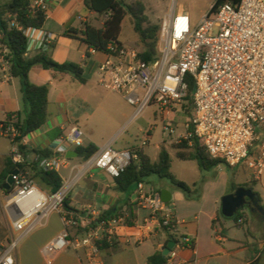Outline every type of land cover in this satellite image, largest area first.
I'll return each mask as SVG.
<instances>
[{
  "label": "built area",
  "instance_id": "built-area-1",
  "mask_svg": "<svg viewBox=\"0 0 264 264\" xmlns=\"http://www.w3.org/2000/svg\"><path fill=\"white\" fill-rule=\"evenodd\" d=\"M31 4L34 9L48 12L47 0H32ZM212 8L196 26L186 13L173 10L166 16L160 24L158 56L153 61H144L140 57L142 51L126 47L114 54H104V61L98 65L100 83L106 90L122 95L134 109L132 123L155 106L164 131L173 135L179 128L184 130L174 139L176 143L187 141L192 146L197 142L211 158L230 168L243 165L259 179L264 172V0L228 1L215 12ZM25 34L27 53L34 44L46 51L57 39L42 28H29ZM0 48L4 78L8 80L9 65L4 60L7 49ZM191 83L194 91L189 101ZM190 102L191 117L180 121L177 114L183 113ZM18 136L12 122L0 127V137H8L14 143ZM150 138L151 131L147 130L139 146L123 150L103 148L84 167L101 169L116 180L139 159V150L149 145ZM84 139V131L73 127L54 141L49 157L39 159L40 169L59 173L70 169L71 159L66 155L84 147ZM10 158L15 166L26 163L16 144ZM16 171L5 208L19 236L0 255V264H16L13 251L20 240L42 226L52 213L61 215L65 228L43 248V253L50 256L84 251L88 258L84 264H97L98 244L113 235L114 220H102L95 229L78 233L100 216L94 212L90 221L71 217L64 210L65 200L80 174L73 175L71 168L70 175L63 178L62 188L48 193L26 170ZM134 200L138 209L148 212L145 223L159 225L175 243L164 264H196V260L190 262L180 257L182 251L193 252L195 243L178 236L174 206L165 205L161 195L152 189L147 191L144 183L138 184ZM244 223V217L238 220L239 226Z\"/></svg>",
  "mask_w": 264,
  "mask_h": 264
},
{
  "label": "crops",
  "instance_id": "crops-1",
  "mask_svg": "<svg viewBox=\"0 0 264 264\" xmlns=\"http://www.w3.org/2000/svg\"><path fill=\"white\" fill-rule=\"evenodd\" d=\"M47 6V19L42 29L54 34L57 39L46 52L56 64L72 63L80 66L84 71L83 77L86 83L81 84L74 76L53 68L45 69L42 66H35L30 72L32 83L38 86H49L48 121L39 130L21 141V145L25 147L24 167L38 186L37 180L33 178L32 165L39 164L38 161L41 158L39 152L48 151L51 154L54 141L66 135L75 126L84 131L85 146L93 144L99 150L108 146L116 150L139 146L123 135L124 121L133 114L127 116L122 112L120 103L126 105L128 103L119 93L112 92L116 106L113 115L106 118L107 122L113 120L116 123L115 126H109L105 120L102 128L92 125V120L99 110L92 103L98 98L99 89H105L98 75V65L104 61L105 56L88 50L80 40L67 37L64 33L70 29L81 30L85 23L92 24V20L97 15L87 9L85 0H47ZM176 12L188 14L193 26L198 25L207 13H204L200 19H193L191 13L185 8ZM39 52L41 50L38 44H34L26 56L34 57ZM4 70V63L0 57V124L9 114L15 115V119L16 114L24 109L20 80L12 77L6 80ZM97 129H99L100 137L95 134ZM14 147L15 144L10 138L0 137V255L8 248L11 241L19 236L13 230L11 219L5 208L8 193L5 192L4 186L7 179L5 183L2 180L6 162L11 160L10 156ZM160 147H158L159 152ZM142 149L153 161L158 160L159 153L153 158L146 148ZM76 159L79 161H75ZM76 159L70 160V166L74 168L72 174H80V178L68 196L71 207L83 213L82 218L92 216L94 212L101 214L111 208L118 209L120 214L119 218L113 222L114 233L107 240L108 245L99 249L96 263L148 264L151 256L163 254L168 241L170 242L169 235L159 225L145 223L148 212L135 206L134 199L138 185L131 186L127 191H121L116 180L105 171L98 168L86 169L85 162L81 158ZM182 162L185 164L179 168L178 174L173 163L171 171L178 180L189 186H195L200 191L198 197L189 198L165 182H160L159 186L148 189L155 190L159 194L161 190L170 192V204L175 208L178 221V236L188 237L195 243L193 252L182 251L180 257L190 262L196 260V264H248L247 257L250 254V258L256 264H260L264 257V172L259 179H256L251 175L250 170L241 165L245 171V178L237 181L222 168L223 164L205 174L201 172L196 161ZM71 168L63 169L68 172L67 176L70 175ZM62 171L60 175L65 178ZM246 185L252 187V191L258 196L259 206H246L240 210L239 213L243 214L245 223L239 226L235 223L236 216L230 219L223 216L222 202L227 195L236 191L234 188ZM44 191L51 193L47 189ZM71 217L75 216L71 215ZM223 219L231 220L238 230L232 229L233 226L225 223ZM64 228L61 215L50 214L42 226L20 240L13 251L16 264L86 263L88 258L84 251L76 253L70 250L50 256L43 253V248L61 234Z\"/></svg>",
  "mask_w": 264,
  "mask_h": 264
},
{
  "label": "trees",
  "instance_id": "trees-1",
  "mask_svg": "<svg viewBox=\"0 0 264 264\" xmlns=\"http://www.w3.org/2000/svg\"><path fill=\"white\" fill-rule=\"evenodd\" d=\"M231 1L237 3V0H216L212 12H215L222 4ZM32 0H0V46L7 49L4 55L5 62L9 65V72L12 78L20 80L21 93L24 102V109L21 113L15 115L9 114L7 119L0 124L4 126L13 123L17 129L19 136L14 139V143L18 145L19 151L23 154L25 147L21 145V141L29 134L39 130L46 124L49 119V86H38L32 83L30 72L35 66H42L45 69L53 68L56 71L70 74L85 84L83 77V69L76 64L59 65L52 61L46 51H41L34 57H27L28 39L25 31L29 28H43L47 11L34 9L31 4ZM87 9L97 16L104 17L101 27H96L91 23H85L81 30L70 29L64 33L65 36L72 39L80 40L88 50H94L102 54H114L124 48L120 41L122 25L129 16L133 20V28L142 43L144 50L140 54L144 61H153L158 56V40L160 33V25H152L146 15V6L141 1L127 2L126 0H85ZM1 49V48H0ZM188 80V78H187ZM194 86L191 83L189 87L188 100L191 96ZM186 114H190L192 107L191 102L184 106ZM193 141V139L191 140ZM177 157L182 161H196L202 171H209L223 164L220 160H215L209 156L206 150L194 142L189 146L187 141L181 144H175ZM79 158L86 162L92 156L99 152V148L93 144L78 148ZM41 158L49 157L48 151L39 152ZM138 160L128 167L120 178L116 179V184L121 191H127L131 186L145 183L152 176L160 179L168 180L173 186L190 195L193 191L191 186L180 181L172 173V158L168 149L162 145L160 147L159 157L157 161L147 155L143 149L139 150ZM18 169H25L23 166H15L12 160H7L6 168L2 174V180L5 183L8 175L13 174ZM35 178L41 189L49 190L51 193L58 192L63 186V178L59 172L43 171L39 164L32 165ZM252 190L248 185L243 186ZM239 188V187H238ZM238 188H234L237 190ZM11 190L6 191L10 193ZM159 193V192H158ZM64 210L69 215L81 217L83 213L78 212L71 207V201L68 197L64 203ZM120 216L119 210L111 208L102 212L90 226L80 233L89 232L97 227L102 220H116ZM243 217L242 213H238L235 217V223ZM91 221L92 216H87ZM169 243V241H168ZM108 245L107 240L98 244L99 249H103ZM166 257L162 253L155 254L148 259V264H164ZM248 264H256L252 258L247 257Z\"/></svg>",
  "mask_w": 264,
  "mask_h": 264
},
{
  "label": "rangeland",
  "instance_id": "rangeland-1",
  "mask_svg": "<svg viewBox=\"0 0 264 264\" xmlns=\"http://www.w3.org/2000/svg\"><path fill=\"white\" fill-rule=\"evenodd\" d=\"M127 2H135V1H141L146 6V15L148 16L150 23L152 25H160L165 16H168L171 14L173 10L179 11L181 8H185L187 11H189L192 15V18L200 19L204 15V13L210 11L212 6H214L216 0H126ZM104 22V17L101 16H95L92 20V24L101 27ZM120 41L123 43L125 47H128L129 49H137L139 51H143L144 47L142 43L140 42V39L138 35L135 33L133 28V20L131 17H127L122 25V32L120 36ZM99 95L98 98L95 99L94 107H98L99 110L96 112V116L92 120L93 127L102 128V126L105 125V122H107V119L110 118L111 115H113V110L115 109L116 102L114 99V94L112 91H108L106 89H99L98 91ZM106 103V104H105ZM101 104L100 106H98ZM122 112H124L127 116L132 115L134 113V109L130 105H126L125 103H120ZM192 113V110L190 114ZM180 121H183L184 119H189L191 115L186 114L184 111L183 113L177 114ZM133 116L128 117L127 120L124 121V127H123V135L125 137H128L135 141L138 145L141 144L142 140L144 139V131L150 130L151 131V138H150V144L146 146V151L154 158L159 153L158 147L160 145H164L172 158V163L174 164V169L176 173H179V168L184 166V162L180 160L177 157V151L174 148L175 144H178L175 142V138L177 135L184 134V130L182 128H179L176 130V133L173 135H170L169 132L164 131L162 118L159 116V114L156 112V107L151 106L149 109L146 110V112L136 121L133 123L131 122ZM107 118V119H106ZM113 118V117H111ZM105 120V122H104ZM109 126H115V122L108 121L107 122ZM111 128V127H110ZM99 129L95 132L96 136L100 137V133L98 132ZM107 132V131H106ZM105 133V131H104ZM102 134V133H101ZM75 161H79L76 159ZM222 168L229 172L231 175V178H236L237 181H242L245 178V171L243 166H239L238 168H230L227 165L223 163L221 165ZM214 169V168H213ZM201 170V169H200ZM212 170V169H211ZM202 173H209L208 171H202ZM67 171L63 170L62 175L67 178ZM160 182H165L169 184L173 189L185 194L187 197H198L200 191L195 187L191 186L192 193L190 195L186 194L184 191L178 189L177 187L173 186L168 180L166 179H160L156 176H152L146 180V190L150 189L153 186H159ZM223 221L230 226H233L232 229L235 231L238 230L236 226L233 225L231 220H224ZM241 229V228H240ZM74 232V231H73ZM79 234L80 231L78 232ZM260 264H264V257L262 258V261Z\"/></svg>",
  "mask_w": 264,
  "mask_h": 264
},
{
  "label": "water",
  "instance_id": "water-1",
  "mask_svg": "<svg viewBox=\"0 0 264 264\" xmlns=\"http://www.w3.org/2000/svg\"><path fill=\"white\" fill-rule=\"evenodd\" d=\"M68 159H76L79 158V154L77 151H69L67 153ZM17 173V171L13 172V174ZM13 176L12 174L7 178V182L4 186V189L6 191L11 190L13 186ZM162 201L165 203V205H170L171 203V194L167 190H161L160 192ZM247 200L251 204H247ZM259 206V198L258 196L250 189H246L244 187L238 188L237 191L233 194L227 195L222 202V214L226 218H234L240 210L244 209L246 206L251 207ZM175 243L173 241H170L165 248L163 252V256H167L171 250L174 248Z\"/></svg>",
  "mask_w": 264,
  "mask_h": 264
},
{
  "label": "flooded vegetation",
  "instance_id": "flooded-vegetation-1",
  "mask_svg": "<svg viewBox=\"0 0 264 264\" xmlns=\"http://www.w3.org/2000/svg\"><path fill=\"white\" fill-rule=\"evenodd\" d=\"M236 191H237V190H236ZM236 191H235V192H236ZM235 192H234V193H235ZM248 203L251 204V203L247 200V204H248ZM239 212H240V211H239Z\"/></svg>",
  "mask_w": 264,
  "mask_h": 264
}]
</instances>
